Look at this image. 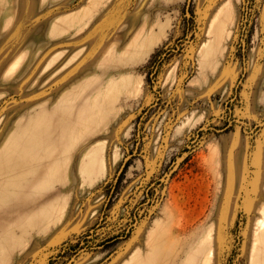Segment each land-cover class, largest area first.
Returning <instances> with one entry per match:
<instances>
[{"label":"rangeland","instance_id":"obj_1","mask_svg":"<svg viewBox=\"0 0 264 264\" xmlns=\"http://www.w3.org/2000/svg\"><path fill=\"white\" fill-rule=\"evenodd\" d=\"M228 1L217 40L225 0H0L7 58L67 15L47 49L73 59L52 84L88 66L0 145V264H128L158 231L174 257L157 264L211 249L213 264H264V0Z\"/></svg>","mask_w":264,"mask_h":264},{"label":"crops","instance_id":"obj_2","mask_svg":"<svg viewBox=\"0 0 264 264\" xmlns=\"http://www.w3.org/2000/svg\"><path fill=\"white\" fill-rule=\"evenodd\" d=\"M65 16L67 15L56 17L49 24L39 19L38 23L28 27L19 38L18 47L8 53V58L7 53H4L3 49L0 50V98L12 92H20L22 95V99L15 104H9L6 99L1 103L5 106L0 110V145L12 127L22 119L24 113L29 111L34 103L47 106L49 102L57 101L59 99L57 97H60L65 90L72 89L78 83V75L88 70L86 66L75 74L70 72L60 77L59 82L52 84L59 74L67 71L66 67L72 62L74 54L72 51L66 54L65 50L47 49L49 37L64 35H53L51 26L53 22ZM99 50L100 48L97 51ZM56 55L58 57L54 59ZM49 84L50 88H47Z\"/></svg>","mask_w":264,"mask_h":264},{"label":"bare ground","instance_id":"obj_3","mask_svg":"<svg viewBox=\"0 0 264 264\" xmlns=\"http://www.w3.org/2000/svg\"><path fill=\"white\" fill-rule=\"evenodd\" d=\"M226 1V9L220 8L216 11L212 17L209 19L205 33H213V37L222 39L229 36L231 31L232 17H233V6L229 5V1ZM228 1V2H227ZM148 41L146 42V44ZM147 48V47H146ZM92 159L89 158L87 164H92ZM8 160V159H7ZM9 161V160H8ZM7 161V162H8ZM3 163V161H1ZM10 163V162H9ZM5 164V163H4ZM2 167V165H0ZM39 172V171H38ZM26 185L28 182L25 183ZM264 189V188H263ZM22 203V200L13 204L12 206L7 205L4 212L13 208L19 207V204ZM28 204L27 201H24L21 206L25 207ZM173 210H168V216L170 219L173 218ZM260 224H264V218L261 219ZM169 233L165 231L155 232L153 235L147 237L144 241V245L138 248L137 253L129 259L128 264H157L163 261L170 256L173 258L174 253L172 252V241L169 238ZM203 245V243H201ZM205 253V252H204ZM202 255L199 264H213L214 261V251L211 249L209 251L210 257L208 254ZM195 260V259H194Z\"/></svg>","mask_w":264,"mask_h":264},{"label":"water","instance_id":"obj_4","mask_svg":"<svg viewBox=\"0 0 264 264\" xmlns=\"http://www.w3.org/2000/svg\"><path fill=\"white\" fill-rule=\"evenodd\" d=\"M83 249H80L74 256H76L79 252H81Z\"/></svg>","mask_w":264,"mask_h":264}]
</instances>
